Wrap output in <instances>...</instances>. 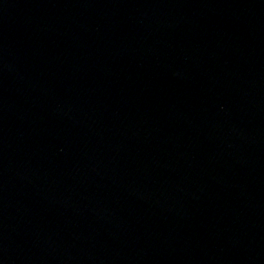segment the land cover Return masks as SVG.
<instances>
[{"label": "water", "instance_id": "1", "mask_svg": "<svg viewBox=\"0 0 264 264\" xmlns=\"http://www.w3.org/2000/svg\"><path fill=\"white\" fill-rule=\"evenodd\" d=\"M0 264H264V0H0Z\"/></svg>", "mask_w": 264, "mask_h": 264}]
</instances>
